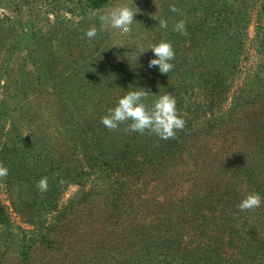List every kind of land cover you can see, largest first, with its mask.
Listing matches in <instances>:
<instances>
[{"label":"trees","instance_id":"obj_1","mask_svg":"<svg viewBox=\"0 0 264 264\" xmlns=\"http://www.w3.org/2000/svg\"><path fill=\"white\" fill-rule=\"evenodd\" d=\"M85 1L94 8L108 2ZM204 20L195 27L207 33L192 45L199 46L206 40L216 45L223 32L228 39L223 49L210 54L198 50L182 61L181 50L175 49L171 72L161 74L156 68H149L145 82L139 86L123 80L114 64L94 60L107 70L109 78L107 84L97 87L100 103L109 100L114 107L120 96L138 87L151 92L145 100L149 106L161 94L173 95L186 121L174 138L162 140L147 131H126L129 121L114 130L116 140L113 136L114 140L107 142L112 132L95 130L93 122L84 118L88 104L76 95H85L96 75H86L80 84L75 82L78 74L64 77L52 72L64 81L59 95L71 103L68 137L83 143L86 167L74 168L43 146H29L21 141L24 146L20 148L18 136L9 132L8 140L13 143L4 146L0 165L19 179V188L27 189L29 199L22 202L21 208L28 214H23L27 221L36 225L30 231V239L23 234L22 248L17 252L21 260H31L33 247L54 257L81 244L73 262L64 264H264V203L251 210L241 211L238 207L249 192H259L264 197V70L254 71L251 84L238 88V94L225 109L222 104L232 91L238 68L241 30L229 35L234 23L225 15L214 26H209L207 18ZM168 41L173 46L184 42L178 35H171ZM48 70L45 69L50 73ZM235 110L240 113L238 121L249 119L243 131L252 146H240L219 163L213 157L206 162L207 156L201 152L193 156L201 162L188 170V180L177 183L176 177L168 179L171 166L189 151L191 137L211 132L226 119L232 123ZM9 112L6 101L0 100V118ZM92 174L108 181L105 215L111 223L116 218L117 227L92 235L83 243L81 235L69 242L61 234L64 230L58 222L44 225L46 213L57 208L62 180ZM44 177L48 189L41 192L37 184ZM153 180L162 181L165 191V198L155 203L151 200L156 198L148 193ZM186 183L189 184L181 191L178 184ZM136 194L138 202L133 199ZM125 206L133 209L132 216L122 210ZM9 223V213L0 201V224Z\"/></svg>","mask_w":264,"mask_h":264},{"label":"rangeland","instance_id":"obj_2","mask_svg":"<svg viewBox=\"0 0 264 264\" xmlns=\"http://www.w3.org/2000/svg\"><path fill=\"white\" fill-rule=\"evenodd\" d=\"M121 4H129L139 11L130 33L98 30L92 39L84 35L91 27L99 29L100 14ZM171 5H175L179 11L173 12ZM224 15L234 23L229 35L241 30L237 72L232 91L222 104L226 109L236 90L251 84L253 72L264 70V0H108L103 6L95 8L88 6L85 0H0V100L6 101L10 111V115L0 118V158L4 146L13 143L8 140L10 132L18 136L20 148L24 146L22 142L29 146H43L52 154L60 155L63 162L74 168L86 167L83 143L77 139L71 141L68 137L71 116L68 106L71 103L62 100L59 95V86L64 81L60 77L55 78L52 72L57 71L64 77L78 74L75 82L80 84L86 75H96L91 79L88 92L76 95L79 101L88 104L84 118L93 122L96 131L112 132L107 142L116 140V131L106 128L100 120L111 106L109 100L98 101L100 92L97 87L107 84L109 78L105 73L107 70L94 60L114 64L120 70V75L123 74V80L139 86L145 82L149 72L148 61L153 56L152 51L148 50L137 60L140 51L162 40L168 41L171 35L183 38L184 42L173 46L181 50L180 61L190 58L198 50L207 54L221 50L228 41L223 32L216 45L210 40L199 46L192 43L207 33L196 29L195 25H201L207 18L209 26H214ZM160 19L168 21L167 28L160 27ZM181 19L186 24L185 34L172 30L173 25ZM114 44L123 46H112ZM46 68L51 72H46ZM39 71L44 73L40 74ZM238 111H234V122L229 123L226 119L211 132L192 136L187 145L189 151L182 154L179 163L171 166L168 179L176 177L177 183L188 180L191 177L188 170L201 162V159L196 161L193 156L201 152L207 156L206 162L213 157L219 163L240 146H252L243 131L249 119L238 121ZM160 182L153 180L152 191L148 192L149 196L156 198L151 200L153 203L165 198ZM189 183L178 184L179 189L183 191ZM107 186L108 181L98 174L85 177L75 175L62 180L57 208L46 213L44 225L58 222L64 230L61 234L69 242L81 235V243L92 235L115 229L116 218L111 223L105 215L108 208L104 202ZM155 186L157 189L153 191ZM26 191L23 187L19 188V179L11 173L0 177V201L10 216L8 225L0 224V261L3 264L73 262L71 260L76 258L81 244L75 250L60 252L54 257L46 256L41 249L36 251L33 247L28 262L18 256L23 234L30 239L33 235L30 231L36 227L27 221L23 215L27 213L21 208L22 202L29 199ZM136 198L138 194L133 197L134 200ZM122 210L132 216V208L125 206Z\"/></svg>","mask_w":264,"mask_h":264},{"label":"clouds","instance_id":"obj_3","mask_svg":"<svg viewBox=\"0 0 264 264\" xmlns=\"http://www.w3.org/2000/svg\"><path fill=\"white\" fill-rule=\"evenodd\" d=\"M173 12L179 11L175 5H171ZM158 8V6H157ZM139 11L129 4H121L112 8L110 11L99 15L100 27L89 28L84 35L89 39L94 38L99 31L118 30L127 34L132 31L134 18ZM161 28L168 27V21L160 19L158 21ZM173 31L185 34L186 24L183 19L173 25ZM112 46H123L112 45ZM151 50L152 58L148 61L149 68H156L161 74H169L174 68L175 49L170 41L162 40L152 44L148 48L139 52L138 58L146 51ZM151 92L145 88L138 87L127 91L120 96L114 107L108 109L107 114L101 117V123L110 130H116L122 123L129 122L126 131L154 133L162 140H168L176 136L177 130L185 127V119L177 108V100L170 93L159 95L151 106L145 103L146 98ZM8 168L0 165V177L8 175ZM41 192L47 191V178H41L37 184ZM264 197L259 192H249L240 201L238 207L241 211L251 210L261 206Z\"/></svg>","mask_w":264,"mask_h":264}]
</instances>
